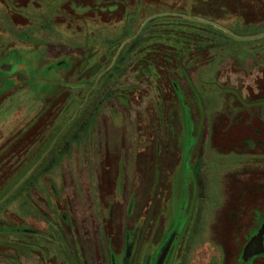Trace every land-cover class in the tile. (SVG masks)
I'll use <instances>...</instances> for the list:
<instances>
[{
	"label": "rangeland",
	"instance_id": "obj_1",
	"mask_svg": "<svg viewBox=\"0 0 264 264\" xmlns=\"http://www.w3.org/2000/svg\"><path fill=\"white\" fill-rule=\"evenodd\" d=\"M166 12L264 32V0H0V264H252L264 37L137 33Z\"/></svg>",
	"mask_w": 264,
	"mask_h": 264
},
{
	"label": "water",
	"instance_id": "obj_2",
	"mask_svg": "<svg viewBox=\"0 0 264 264\" xmlns=\"http://www.w3.org/2000/svg\"><path fill=\"white\" fill-rule=\"evenodd\" d=\"M165 16H171V17H179V18H182V19H185V20H188V21H191V22H195V23H199V24H203V25H206V26H211V27H214L220 31H222L223 33H225L226 35H228L229 37L235 39V40H240V41H246V40H253V39H257V38H262L264 37V32L263 33H260V34H257L255 36H239L237 34H235L234 32H232L230 29L224 27L223 25L217 23V22H214V21H211V20H208V19H205V18H200V17H189L185 14H180V13H172V12H166V13H161V14H157V15H153V16H150L148 18H146L141 24H140V27L137 31V33H139V31L142 29V27H144L146 25L147 22H149L150 20L154 19V18H158V17H165ZM135 36H133L132 38H128L126 39L122 44L121 46L119 47V49L117 50L116 54L114 55L113 57V60L111 62V64L98 76V78L104 73L106 72L115 62L118 54L120 53V51L123 49V47L125 46V44H127L128 42H130L133 38H135ZM97 78V79H98ZM97 81V80H96ZM71 87H76L75 85H71Z\"/></svg>",
	"mask_w": 264,
	"mask_h": 264
},
{
	"label": "flooded vegetation",
	"instance_id": "obj_3",
	"mask_svg": "<svg viewBox=\"0 0 264 264\" xmlns=\"http://www.w3.org/2000/svg\"><path fill=\"white\" fill-rule=\"evenodd\" d=\"M83 85H81V87H82ZM248 170H250V169H248ZM250 171H255V170H250ZM255 177H259L260 175L258 174V173H256V171H255ZM256 178V179H257ZM254 188L256 189V190H254L253 192H257L258 191V189H259V186L258 185H256V186H254ZM243 204L241 203V205L238 207V205H236V206H233V208H235V209H237V207H238V209L242 206ZM242 209V208H241ZM239 213L240 212H238V214L237 213H235V214H237V215H239ZM231 215H233V216H235L232 212H231ZM233 220H235V219H233ZM263 224V223H262ZM262 224L261 223H258L257 224V226L255 227V228H253V230H252V232H250L247 236H248V238L251 240L252 239V241L253 242H258L259 244H258V247L257 248H255L253 251H252V253L250 254V256H251V258H250V260L252 261V264H259L258 263V261L260 260V258L264 255V230L263 231H261V227H262ZM264 225V224H263ZM257 234V235H256ZM245 244V243H244ZM243 244V245H244ZM256 247V246H255ZM242 251H244V246H243V250H241L240 252H239V257L241 256V254L243 253ZM224 253V252H223ZM225 253H226V250H225ZM224 253V254H225ZM224 254H223V257H224ZM238 257V258H239Z\"/></svg>",
	"mask_w": 264,
	"mask_h": 264
},
{
	"label": "trees",
	"instance_id": "obj_4",
	"mask_svg": "<svg viewBox=\"0 0 264 264\" xmlns=\"http://www.w3.org/2000/svg\"><path fill=\"white\" fill-rule=\"evenodd\" d=\"M166 17H170L172 19H180V20H182V18H179V17H171V16H166Z\"/></svg>",
	"mask_w": 264,
	"mask_h": 264
}]
</instances>
